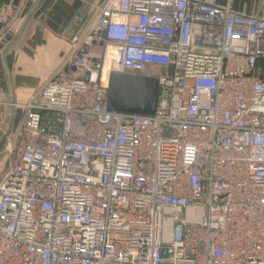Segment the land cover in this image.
<instances>
[{
	"label": "built area",
	"instance_id": "built-area-1",
	"mask_svg": "<svg viewBox=\"0 0 264 264\" xmlns=\"http://www.w3.org/2000/svg\"><path fill=\"white\" fill-rule=\"evenodd\" d=\"M252 1L262 15L103 0L71 41V70L6 140L0 264H264V0ZM22 21L0 1V32ZM112 74L156 78L155 114L108 110Z\"/></svg>",
	"mask_w": 264,
	"mask_h": 264
},
{
	"label": "crops",
	"instance_id": "crops-1",
	"mask_svg": "<svg viewBox=\"0 0 264 264\" xmlns=\"http://www.w3.org/2000/svg\"><path fill=\"white\" fill-rule=\"evenodd\" d=\"M19 7L20 25L0 32V143L17 130L23 105L36 98L38 91L60 69L68 67L73 56L72 39L80 43L90 32L103 0H0ZM221 6L246 14L262 15L252 0H216ZM28 24L16 38L24 20ZM92 53L100 51L91 46ZM6 138V140H7ZM6 144V141H5ZM0 148V176L7 156Z\"/></svg>",
	"mask_w": 264,
	"mask_h": 264
},
{
	"label": "water",
	"instance_id": "water-1",
	"mask_svg": "<svg viewBox=\"0 0 264 264\" xmlns=\"http://www.w3.org/2000/svg\"><path fill=\"white\" fill-rule=\"evenodd\" d=\"M33 11L34 9L24 20L16 38L28 24ZM159 89L158 81L154 77L112 74L108 88L107 108L123 114L153 116L158 105ZM9 133L10 130L0 143V148L5 144Z\"/></svg>",
	"mask_w": 264,
	"mask_h": 264
},
{
	"label": "rangeland",
	"instance_id": "rangeland-1",
	"mask_svg": "<svg viewBox=\"0 0 264 264\" xmlns=\"http://www.w3.org/2000/svg\"><path fill=\"white\" fill-rule=\"evenodd\" d=\"M147 70H149V69H147ZM150 71H152V70H150Z\"/></svg>",
	"mask_w": 264,
	"mask_h": 264
}]
</instances>
